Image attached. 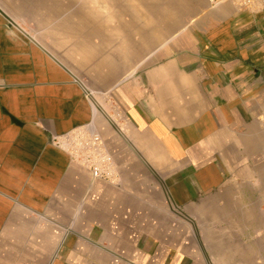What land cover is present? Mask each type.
Returning <instances> with one entry per match:
<instances>
[{
	"label": "crops",
	"instance_id": "1",
	"mask_svg": "<svg viewBox=\"0 0 264 264\" xmlns=\"http://www.w3.org/2000/svg\"><path fill=\"white\" fill-rule=\"evenodd\" d=\"M181 4L175 32L173 0L98 31L92 0H0V264H264V0ZM82 54L133 56L102 127L118 184L54 143L98 116Z\"/></svg>",
	"mask_w": 264,
	"mask_h": 264
},
{
	"label": "rangeland",
	"instance_id": "2",
	"mask_svg": "<svg viewBox=\"0 0 264 264\" xmlns=\"http://www.w3.org/2000/svg\"><path fill=\"white\" fill-rule=\"evenodd\" d=\"M181 5V0H173L172 27L174 32L180 26L179 16L176 14L180 12ZM92 10L94 30L98 31H100L101 25L100 17L109 16L110 30L113 27L124 26L125 29L130 31L138 29L140 26L143 28V26H149V24L153 25L155 20L158 29L163 26L162 22L165 17L164 0H157V2H153V0H92ZM141 32L142 36L146 38L150 35V32L146 30ZM60 57L81 79L86 97L92 103L95 113H98L96 120L90 126H93L103 138V126L110 129L115 128V131L119 130V123L123 122V114L116 98L118 92L116 89L114 90V87L123 74L128 76L131 73L128 70L122 71L119 68L121 64H124L125 67L131 65L133 56L82 54ZM124 141H127V139ZM81 169L86 170L82 167Z\"/></svg>",
	"mask_w": 264,
	"mask_h": 264
},
{
	"label": "built area",
	"instance_id": "3",
	"mask_svg": "<svg viewBox=\"0 0 264 264\" xmlns=\"http://www.w3.org/2000/svg\"><path fill=\"white\" fill-rule=\"evenodd\" d=\"M210 7H216L223 3H232L240 9H255L261 0H206ZM259 121L264 129V111L259 116ZM56 145H65L71 159L80 167L88 170L94 179H100L111 183H119L118 171L114 155L109 150L102 135L86 125L78 128L67 136L63 142L58 138L54 140Z\"/></svg>",
	"mask_w": 264,
	"mask_h": 264
}]
</instances>
